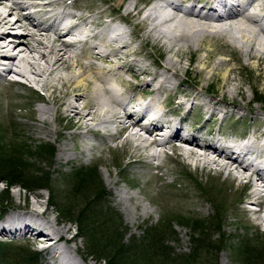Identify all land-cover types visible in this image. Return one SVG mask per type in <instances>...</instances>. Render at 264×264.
Here are the masks:
<instances>
[{"label": "rangeland", "instance_id": "1", "mask_svg": "<svg viewBox=\"0 0 264 264\" xmlns=\"http://www.w3.org/2000/svg\"><path fill=\"white\" fill-rule=\"evenodd\" d=\"M68 1L71 2L72 0ZM131 1L132 3H136H134L133 12L137 14L136 16L134 15L128 18L126 14L127 10L132 9V6L129 8ZM158 1L165 2V0ZM166 1H173L177 4L181 2V0ZM232 1L235 5L237 2L239 3V0L236 2H234V0ZM163 2L161 3L162 5H160L161 7H156L158 9L154 8L155 13L152 14L154 27L161 32L167 31L168 25L175 22V20L174 22L165 21L166 23L161 21L164 16L163 13L171 12V9L169 7L167 8ZM197 2L199 6L209 4L208 2H210V0H186L185 4L194 5ZM241 4L242 6H234V9H236L235 12L238 10L242 15H246L247 12L254 8L253 3L247 2V4L244 5L243 2ZM147 5V3L145 5L139 0H78V2H73L71 6H69L68 11L89 16L88 18L91 19L95 25L100 16H106L110 11L114 12V19L124 18V27H126L124 29L128 35L124 40L126 42L128 41L129 44L131 43L129 46L130 49L138 52V55H133V57H128L129 59H126L127 63H135V66H132L133 71H137V67L145 66L151 75L158 73L162 74L160 66L163 65L167 58L174 63L178 62L177 65L180 68L178 69L179 73L177 77L169 79L172 85L178 88L177 97H174L173 93V97H171V100L176 99V102L172 107H167V111L178 114L177 118L172 119L174 121H179L183 118V124L187 126L189 124L188 121L191 119L189 118L191 113L189 112L187 116V111H194L196 106L202 104L203 113L199 117L197 126L192 127L191 130L194 134H196L194 129L202 126L205 119H209L208 123L212 124L211 128L213 133H215L211 141L217 136H221L220 139H226L229 134L230 137L235 136L231 134L234 131L241 130L237 124V122L241 123L238 121V119L240 120L241 118L242 121H244L243 124H245L243 129L247 128L246 130H252L253 128L259 127L260 125H258V123L255 124L253 128L248 125L254 123L255 118H262L264 120V110H260L261 106L260 104H256L253 95L255 91L259 92V94L264 92V56L263 54L257 55L258 58H260L259 60L258 58L246 56L242 52L243 50H240L238 47V45H242L238 33H242L245 28L242 21L246 18L242 17L240 25L235 28H233L235 23L233 25L232 21L230 22L228 19L222 21L221 24L227 26L229 22L232 27V30H227L224 36L214 34V36L211 35L206 37V40L200 43H196L194 40L177 41V44H173L168 51L167 43L163 44V38L159 41L151 40L152 38H150L148 34L144 25L146 24V20L142 18L145 14L143 9L146 8ZM175 13L178 14V16L182 14ZM203 13L204 12H202V14ZM186 18L188 21L192 22H197V20L199 23L203 22L197 17L193 19ZM143 22L145 23L143 24ZM206 22L214 25L211 21ZM237 28L242 29L240 30ZM207 29L211 30L212 28L207 26ZM234 30H236V33ZM232 33H234L233 36ZM51 34L53 33L50 32V35ZM235 35L237 36L235 37ZM232 38L239 39L236 43H233L231 42ZM74 49L75 48H71V51L77 53ZM80 55L81 57H79L78 60L83 63L95 64L100 67L105 66L103 62L101 63L92 57H88L90 55L87 52L83 53L82 51ZM34 56L37 57L36 54ZM220 61L221 63L217 66V63ZM38 62L40 66H42L43 61L38 59ZM118 63H121V61H118ZM155 64L157 65L154 67ZM126 65L127 64H125V67H123L119 73L122 74V80L132 85L140 83L139 85L144 88L146 84L143 85L142 83L143 81L145 82L149 76L144 75L139 77L136 73H130L129 66ZM211 67H216L215 72L211 70ZM78 71L79 70L73 66L68 73L73 75L78 73ZM66 74L67 73L64 71H60L58 74H54L51 77L57 89L54 92V96H60L61 91L64 90L62 86L65 87V85L61 84V81H55V77ZM180 82L183 83V85H181ZM209 85H212V87ZM26 86L12 84L6 86L0 84V154L11 159L13 157V154L10 152L11 149H18L17 151L23 154L26 163H28L27 165L29 167L25 169L30 171V176H35L37 180H40L37 184L38 187L42 186L44 188L38 189L34 185L23 189L16 184L10 185V187L5 185L6 183L2 179V183L0 182V192L6 187L8 188L7 195L3 193L0 196H2V199L5 198L4 201H7V203L11 201L9 206L17 205L18 207H24V202L29 206V204L35 201L36 192L42 194L44 196L43 203L48 205L47 209L51 211L52 215L56 217V219L61 218V223L64 226L70 225L65 235L74 238L69 240L66 246L62 242H59V246L62 245L61 247L64 255L65 248L68 249V246L71 248L75 247L76 251L73 252V250H69V252H66V255H71L76 260H79L78 257H82L85 264L87 262L88 264H104L103 260H99V255L89 253V250H87L88 245H86L88 241L85 240L84 243V240L81 239L82 237L77 236L78 226L68 219V216L64 218V216L56 212L57 207H59V205L57 206L58 203L71 206V209H73L72 212L84 210L86 214L92 215V213L89 212L92 210L103 214H108L109 212L116 214V218L112 217L113 222L129 232L124 236V239H127V237H135L136 239L142 238L150 229L160 226L165 219L169 220L171 224L168 228H170L171 233H166L165 237L170 241V246L173 247L174 251L185 254V252L189 251L188 248L192 244L190 237L194 232L186 225L183 226L178 224L175 217L187 215L191 218L196 217L205 221L213 211V207L211 203H209L211 199L209 194H211L212 196L218 197L224 210L221 212L222 229L219 230L211 226L209 234L212 235L211 239L213 241L218 242L219 240H224L227 243V246L226 243L222 246V251L220 249V251L217 252L215 256L216 264H240L241 261L240 258H238V254L242 253L239 251L249 252V250L251 248L253 249L256 245L255 242L264 241V225L259 221V226L256 228L253 227L252 224L254 221L252 220L254 216L251 215L249 210L252 206L248 203L250 199L244 198L243 195L246 191L250 190L249 188L251 187L249 185H246L247 188L240 190L242 182L239 183L238 180L231 182L228 178L227 180L224 179L225 175H217L215 172L211 174L209 171H206L204 167H196L193 162L195 158L191 157V159L184 155H182L179 162L173 158V154L171 153L164 157L159 154L157 160L153 161L148 159L153 161L155 165L159 164V167L161 166L160 168L158 167L159 170L156 168L154 169L152 166H145L144 162L147 161V159L143 157L139 149L134 150L135 148H133L131 144L126 147L127 145L124 140L119 138L122 134H117L115 139L109 138L107 135L105 136L100 133L103 128L98 127V125L93 126L90 124L89 127H92L91 132L88 131L86 127L83 128L82 125L80 128L81 131H79V129L71 127L67 119L63 118L57 120V117H52L53 114H51V116L46 115V118L44 117L48 123L44 124L39 121L40 114L38 110L39 108L46 107L51 110V112L53 111V104L50 100L44 99L51 93L52 88L48 91H44V89L41 88L37 90L32 86ZM27 88L31 89L33 94L26 90ZM121 88L123 89V87ZM169 94L171 93H163L158 98H167ZM207 101H210L211 104H208ZM234 103H236L235 105H237V108L234 107ZM178 111L180 112L178 113ZM44 127H48L51 132L46 134V132L43 131ZM95 128L98 132L94 133L93 131H95ZM80 135H82L81 138ZM204 140L207 141V138H204ZM43 146H47V148L51 146L53 148L54 155L50 159L45 153L41 154L38 152V148ZM62 146L63 151L61 152L60 148ZM132 154L133 156H131ZM65 157L71 158V163L69 161L65 162ZM185 161L189 166H185ZM133 163L136 164L133 165ZM87 168H94L95 172L93 174H87L84 178L85 183L83 184V189L80 190L79 188L77 191L81 192L82 195L77 194L71 199H68L66 197L67 194L71 188L75 186L79 178V176H76V174H78L76 170L81 171ZM187 171L190 172V176L195 177L189 178L184 175V173L187 174ZM160 174L162 176H160ZM121 175H125V177L122 179ZM39 184L41 186H39ZM150 184L151 186H149ZM100 186L104 193L96 196L94 191H97ZM147 186L150 189H148ZM205 187L210 188L208 194L203 191ZM120 189L123 190L125 196H130V198L123 199L119 197L117 190L119 191ZM63 196L64 201L61 202ZM83 199L85 200L81 201ZM53 202L54 204L57 202V204L52 206L51 203L53 204ZM86 206H88V208ZM243 210L245 212H243ZM144 214L149 217L148 224L142 223L139 228L135 229V227L131 225V219L136 216L141 219ZM106 216L107 215H105V217ZM81 224L82 226L85 225L82 220ZM5 240L10 241V238H8L7 235L0 236V241ZM30 240L32 241V239ZM30 240H26V242L20 240L16 242L10 241V244L22 246L29 249L31 253H38L41 259L38 258L37 264H54V262H48L49 257L47 258V256H49V248L43 251L40 247L38 248V244L36 245ZM44 258L47 259L45 263ZM0 264H8V262L1 259ZM261 264H264V262Z\"/></svg>", "mask_w": 264, "mask_h": 264}, {"label": "bare ground", "instance_id": "2", "mask_svg": "<svg viewBox=\"0 0 264 264\" xmlns=\"http://www.w3.org/2000/svg\"><path fill=\"white\" fill-rule=\"evenodd\" d=\"M218 1L221 3L223 0ZM236 1L238 0H234V2ZM240 2H244V5L247 4V2L253 3L254 8H252V10L249 9L250 11L248 10L249 12H247L246 15H242V13H240L238 10L235 12L236 9H234V6H242ZM134 3L131 1L129 4V8L132 6V9L127 10L126 16L128 18H131L134 15L136 16L137 14L133 12ZM71 4L72 3L68 0H0V59H3L1 61L5 62L0 63V70L6 73L11 72L12 75L20 76L22 79H24V85L31 86L29 83L31 82L33 85L42 87L46 91L52 88L51 93L47 96V98L44 99L50 100V102L53 104V113L46 107L41 109L39 108V121L44 124H48L45 120V116H51V114H53L52 117H57V120L63 118L67 119L69 125L73 128L75 127L76 129H79V131H81L80 128L82 125L83 128L86 127V129H88L90 132L92 129V127H89L90 124L93 126L98 125V127L105 129L106 135L112 139H115V136L109 132V127L114 125L120 129V131L116 132L117 134H122V136H119V138L124 140L125 144L127 145L126 147L131 144L130 140H139V142L142 143L143 138L140 137L141 129H137V125L139 121L143 119H145L147 124L152 127L150 129L151 131L158 126H162L163 129H167L169 127V121H162L164 124H162L160 121V118L166 115L165 111H162L161 109L165 108V104L156 103L157 100H159L158 97L163 93H167L168 91L173 93L174 97H177L178 88L175 89L169 79L177 77L179 73L178 69L180 68L177 65L178 62L174 63L169 58H167L163 65L160 66L162 74L158 73L155 75H151L145 66L139 68L137 67V71L132 70L133 73L138 74L139 77L144 75L149 77L147 80H145V82L143 81V84H146L144 88L141 85H138L137 88H135V91L132 90L131 92H128L127 82L122 80V74L119 73L122 68L125 67V64L129 66L128 68L135 66L134 62L127 63L126 59H129L128 57H133V55H138V52H136V50L130 49L129 46L131 43L129 44L128 41L126 42L124 40L126 36H128L125 32V29L121 28L120 30L113 28L109 32L108 30H104L103 27L97 29L103 24L102 17L104 15L100 16L95 25L91 19L88 18L89 16L82 13L75 14L68 11V8L71 6ZM236 5L232 4V6L228 5L225 8L221 7V10H219L216 9V6L210 2L207 5V9L204 8L206 9L205 14H203L201 17L203 22L199 23L198 20L197 22H192L188 21L186 18V15H189V13L192 11V7H190L189 10L187 9L183 15L181 14V17L177 18L175 16V12L178 13L181 11L179 8H177V5L169 4L168 6L171 9V12L163 13L164 16L160 15L163 16V20L161 21L174 22L175 20V22L170 23L168 25L169 31L167 30L165 32L156 30L154 27L152 14L155 13V9L158 8H156V5H152L150 11L145 13L142 17L143 20H146V24H144L145 22H143V24L145 25L150 38H152L151 40L159 41L163 38V44L167 43L166 45L169 51L172 45H175L177 41L182 42L185 40H194L196 43H200L205 41L206 37L211 35L214 36V34L224 36L227 33V30H232V27L230 26L229 22L227 23V26L221 24V21H224L221 17V11H223L226 12V19H228L230 22L232 21L233 25L235 23L233 28L240 25L242 17L246 18L244 21H242L245 28L243 29L242 33H238L240 41L242 42V45H238V47L240 50H243L242 52L244 55L254 58H258L257 55L260 54H263L264 56V22H262L264 21V0H239V3L237 2ZM29 6L31 9H33L32 15L26 11ZM212 13L213 15L210 16ZM206 21H211L214 23V25L209 24ZM207 26L212 29H207ZM237 29L241 30L242 28ZM235 31L236 30H234V32ZM50 32L53 34L50 35ZM73 32H76L78 37L76 42L74 43L73 41H65V39L69 37V34ZM233 34L234 33H232V36ZM236 36L237 35H235V37ZM238 39L232 38L231 42L236 43ZM80 45L83 46V53L87 52L90 55L88 57H92L98 62H103L105 66L100 67L95 64L83 63L82 61H79L77 56L72 53L71 48L79 47ZM35 54L37 57L34 56ZM38 59L43 61L42 66H40ZM259 59L260 58H258V60ZM118 61H121V63H118ZM220 63L221 61L217 63V66ZM73 66L79 71L78 73L72 75L68 72H70ZM211 70L215 72L216 67H211ZM60 71H64L67 74L58 75V77H55L54 79L57 82L61 81V84L65 85V87L62 86L64 90L61 91V95L57 97L54 96V92L57 89L55 88L56 86L52 82L53 79L51 77L54 74H58ZM121 87H123V89ZM146 93H149L151 98L149 97L146 100V103L141 104L138 101V98H142L143 94ZM175 102L176 99L171 100V103ZM207 102L208 104H211L210 101ZM235 104L236 103L233 105L235 108H237V105ZM136 112L139 117L136 119V121H132ZM254 122H256V120ZM259 124L260 123H258V125ZM246 129H243V133L241 135L232 136L231 139L227 141H235L238 144V147L246 148L247 151L255 153L254 157L256 158V163L260 165L261 169H264V125L253 128L252 130ZM43 131H45L46 134L51 132L48 127H44ZM245 134H249L252 139L250 141L245 139L243 143L236 141L237 138H241ZM81 136L82 135H80V138ZM154 136L155 137H153L151 140L149 139L150 141H145V145H147V147L154 145V141L158 140L156 139L158 136ZM188 142L191 143L190 146L177 149L178 154L173 155V158L176 161L180 162L182 155H184L188 158L191 156L195 157L196 160L201 163V165H217V167H219L218 170L216 169L217 175H225L224 179L227 180L228 178V180H231V182L234 180H238L239 183L245 182L252 188V191L248 190L243 194L244 198L252 200L254 198L253 194H255L258 198L257 200L264 205V174L260 172L259 168H252L248 165L242 166L241 164H238L237 160L230 159L229 153L226 151H216L213 147L205 146L204 144H201L200 148H197L199 146L194 138H190ZM167 143L168 141H166V144ZM131 146L135 148L134 150L139 149V145L137 144H134V146L131 144ZM88 150L91 151L90 149ZM60 151H63V146L60 148ZM133 154L131 156H133ZM158 156V153L152 151L148 155V157H150V159L153 161L157 160L159 158ZM70 159L71 158L65 157V162H70ZM151 160L148 162V166H152L153 163L151 162L153 161ZM134 164L136 163H133V165ZM160 176L162 175L160 174ZM149 186H151V184ZM148 189L150 188L148 187ZM117 192V194H119L118 196L123 199L130 198V196H125V193L121 189L119 191L117 190ZM43 198L44 196L42 194L36 192L34 198L35 201L29 204L30 207L26 202H24V207L10 205L15 208L17 207L18 209H23L24 211L21 215H17L15 219H10L7 221L5 226H0V236H9L11 232L15 231H19L22 234L34 232L33 240L31 242H34L36 245L38 244V248L40 247L43 251L49 248V254L60 257L58 264H85L82 260V257H78L79 260H76L73 256L66 255V252H69V250H73V252L76 251L75 247L71 248L68 246V249L65 248V255L62 252V245L59 246V242H62L66 246L69 240L74 238L72 236L65 235L70 228V225L64 226L61 223V218L56 219V217L52 215L51 211L47 209L48 205L43 203ZM84 200L85 199L81 201ZM63 201L64 200H62V202ZM55 204H57V202ZM88 206L86 207L88 208ZM243 212L245 211L243 210ZM262 212L264 214V208L262 209ZM68 219H70V216ZM148 219L149 217L144 214L142 215L141 219L136 216L133 217L130 222L131 225L137 229L140 227V225H142V223L148 224ZM258 220L264 225V215L261 216L259 213H257V221ZM41 233H44V235ZM86 264H88V262Z\"/></svg>", "mask_w": 264, "mask_h": 264}, {"label": "trees", "instance_id": "3", "mask_svg": "<svg viewBox=\"0 0 264 264\" xmlns=\"http://www.w3.org/2000/svg\"><path fill=\"white\" fill-rule=\"evenodd\" d=\"M209 86L212 87V85ZM253 95L256 103L260 104L261 109L264 110V92L259 94V92L255 91ZM17 150L18 149L15 148L11 149L10 152L13 154L11 159L0 154V182L2 183L1 180L3 179L7 186L16 184L26 189L35 185L36 188L43 189L44 187L40 184L39 186L41 187L37 185L40 180H37L35 176H30V171L25 169L26 167L28 169V163H26L23 154L19 153ZM38 152L41 154L45 153L49 159L54 155L51 146L50 148H47V146L40 147L38 148ZM76 172H78L76 176H79V178L75 186H73L74 188H71L66 196L70 199L74 197V195H82L81 192H77L79 190L78 188L82 190L86 175L93 174L95 171L94 168H87L86 170H77ZM41 184L44 185L43 183ZM7 188L8 187L3 189L0 195L3 193L7 195ZM209 190V187L203 189L207 194ZM94 192L96 196L104 193L101 186ZM209 196H211L209 203H211L213 211L205 221L196 217L191 218L187 215L175 217L178 224L183 226L186 225L195 233V235L193 233L190 237L192 244L188 248L189 251L185 252V254L174 251L173 247L170 246V241L165 237L166 233H171L170 228H168L171 222L166 219L160 226L150 229L142 238L136 239L135 237H127V239H124V236L129 232L113 222L112 217L116 218V214L112 212L103 214L91 210L89 212L92 213V215H89L85 214L84 210H78L73 213L71 211V206H65L64 203L57 204V206H60L57 207L56 212L64 217L68 216L69 218L70 216V220L72 219L71 221L74 224L77 226L80 225L77 229V235L82 237L81 239L84 240V243L85 240L88 241L86 245H88L87 250H89V253L99 255V260H103L104 264H216L215 256L220 249L221 251L223 250L222 246L226 242L224 240H219L218 242L213 241L211 239L212 235L209 234V230L211 226L219 230L222 229L221 212L224 210V207L221 205L217 196H212L211 194H209ZM4 199L5 198L2 199V196H0V207L2 210L11 207ZM51 205L54 206V203ZM105 215H107L106 217L108 218H106ZM81 220L84 222V226H82ZM255 243L256 245L253 249L251 248L249 252L239 251L242 253L238 254V258H240L241 261L240 264H261L264 262V241L261 240ZM37 256L36 253H31L29 249L22 246L12 245L8 242L0 243V260H5L8 264H37Z\"/></svg>", "mask_w": 264, "mask_h": 264}]
</instances>
